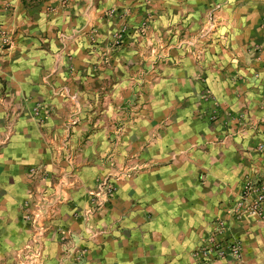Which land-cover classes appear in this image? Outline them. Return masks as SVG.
<instances>
[{"label": "rangeland", "instance_id": "374dc122", "mask_svg": "<svg viewBox=\"0 0 264 264\" xmlns=\"http://www.w3.org/2000/svg\"><path fill=\"white\" fill-rule=\"evenodd\" d=\"M228 2L206 3L204 12L193 19L181 11L177 19L176 11L166 5L165 9L158 8L155 0H130L96 10L95 15L88 17L95 9L92 1L83 15V25L58 34L67 60L72 56V43L81 37L87 39L85 69L95 73L96 90L93 85L87 91L77 84L78 90L67 97L78 102L81 97L84 103L97 102V117L105 114L106 102L112 104L114 149L122 150L128 138L134 136L128 133L129 129L137 127L140 114L150 106L151 110L160 108L162 117L157 120L160 126L151 127L147 145L153 146V138L160 136L163 150L177 156L185 128L179 119L187 117V133L197 136L192 148L199 149L209 162L226 167L224 176L210 175L209 180L215 195L218 183L226 191L225 202H215L210 208V212L215 211L218 205L221 214L216 211L202 224L197 223L201 206L193 213L198 243L189 251L188 264H261L256 256L250 262L247 257L244 259L243 240L238 232L249 219H260L246 211L247 202H264V196H258L264 185V81L259 77L264 72V62H259L264 53V17L258 22L257 40H244L241 60L236 62L231 57L222 61L220 57L224 59L227 52L238 56L231 43L213 45L219 37V11ZM11 33L12 29L0 22V48L9 45ZM188 62L195 69H184ZM177 72L184 80H175ZM209 74L218 91L208 84ZM188 82H193V88ZM182 86L183 92L174 90ZM83 91L87 94L80 97ZM190 105L193 111L181 110ZM51 113L45 100H39L29 116L41 123ZM142 124L147 125L148 121L143 120ZM171 126L176 127L172 132L168 131ZM129 146L133 147V143ZM70 149L66 153L72 157L67 160L69 169L78 170L76 149ZM103 152L98 162L108 169L95 177L94 186L86 192L87 206L75 212L76 222L70 225L56 222L54 204L44 202L45 189L36 187L43 177L51 179L46 167H30L33 174L39 175H32L34 190L21 206L22 222L16 232L1 231L0 264H170L172 256L168 251L174 246L170 240L131 235L128 241H122L105 224L96 222L112 205L121 184L132 179L139 169L131 164L132 153L122 159L121 153L118 158L112 150ZM204 176L206 173L199 171L197 182L204 181ZM149 214L152 216L151 211H146ZM200 224L203 227L199 229ZM179 257L183 262L185 258Z\"/></svg>", "mask_w": 264, "mask_h": 264}, {"label": "crops", "instance_id": "0c3cea01", "mask_svg": "<svg viewBox=\"0 0 264 264\" xmlns=\"http://www.w3.org/2000/svg\"><path fill=\"white\" fill-rule=\"evenodd\" d=\"M92 1L95 9L88 17L95 15L96 10L130 2L0 0V22L12 29L9 45L0 48V239L2 229L16 232L17 225L22 222L21 206L34 190L32 175H39L31 172V166L43 164L46 167L51 179L43 177L36 187L38 190L45 189L42 196L44 202L54 204L52 214L56 222L70 225L76 222L75 212L87 206L86 192L94 186L95 177L108 169L107 165L98 162L99 154L112 150L118 158L121 153L122 159L132 153L135 159L131 164L139 169L132 179L121 184L112 205L105 214L96 218V222L105 224L109 232L120 235L122 241H128L131 235L168 239L174 245L168 251L172 256L170 264H188L189 251L198 243V234L193 230V213L196 207L201 206L202 215L197 223L202 224L216 211L221 214L218 205L215 211L210 212V208L215 202H225L226 191L218 183L215 195L209 180L212 179L210 175L224 176L226 167L209 162L208 157L199 154V149L192 148L197 136L187 133V117L179 119V124L185 128L182 129L184 136L177 145L181 153L175 157L163 150L159 135L153 138V146L146 144V139L151 137V127L160 126L157 120L162 117L160 108L151 110L150 106L140 114L137 127L129 129L128 133L134 136L128 138L122 150H117L112 142V104L106 102L105 114L97 117L99 104L81 101V96L85 97L87 93H79V102L67 97L78 90L77 84L85 86L87 91L91 85L96 86L93 84L95 73L85 69L88 65L85 52L87 39L81 37L72 43L70 61L64 56L62 41L58 38L61 30L85 23L83 15ZM155 1L158 8L166 5L176 11L174 15L177 19L181 11H186L193 19L204 12L206 3L219 0ZM219 15L221 20L216 32L219 37L213 45L222 47L231 43L238 56L227 52L223 54L224 59L220 58L225 61V58L230 60L233 57L238 62L242 58L244 40L254 41L259 37L258 22L264 17V0H229ZM259 58L260 63L264 62V53ZM184 69L195 68L188 62ZM259 77L264 81V72ZM175 78L176 81L184 80L178 72ZM208 79L212 89L218 91L211 74ZM193 85L192 82V88ZM184 87L174 90L183 92ZM39 100H45L52 109L51 115L41 123L29 116ZM187 107L181 110L193 111L192 105ZM143 120H147L148 124H142ZM175 128L171 126L168 131L172 132ZM152 131L155 133L156 129ZM130 143L133 147L129 146ZM67 147L69 150L76 149L78 170L69 169L67 160H72V157L66 156ZM199 171L206 173L200 183L196 180ZM28 202H33V199ZM146 211H151L152 216L146 215ZM249 220L248 224H244L245 229L242 226L238 232L243 240L242 253L247 262L256 256L257 262L263 264L264 220ZM202 227L200 224L199 229ZM175 256L178 258L175 259ZM179 256L185 258L183 262Z\"/></svg>", "mask_w": 264, "mask_h": 264}, {"label": "built area", "instance_id": "2783aa9c", "mask_svg": "<svg viewBox=\"0 0 264 264\" xmlns=\"http://www.w3.org/2000/svg\"><path fill=\"white\" fill-rule=\"evenodd\" d=\"M261 191L259 199H261L264 195V185L261 187ZM246 203V202H245ZM242 207V206H241ZM247 212L252 215L258 216V218L264 220V202H247V205L244 207Z\"/></svg>", "mask_w": 264, "mask_h": 264}]
</instances>
